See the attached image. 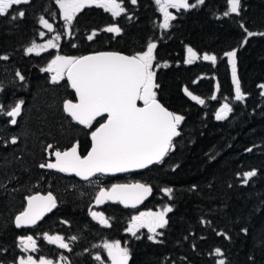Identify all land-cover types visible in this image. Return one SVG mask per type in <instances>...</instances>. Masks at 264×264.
Wrapping results in <instances>:
<instances>
[{"label":"trees","instance_id":"16d2710c","mask_svg":"<svg viewBox=\"0 0 264 264\" xmlns=\"http://www.w3.org/2000/svg\"><path fill=\"white\" fill-rule=\"evenodd\" d=\"M118 1L126 9L119 17L95 5L82 9L71 25V35L64 29L55 0H31L17 6L26 13L22 19L0 17V56L9 57L0 59V104L10 110L20 100L25 102L15 126L0 113V263L15 264L24 253L21 237L33 234L37 256L70 264H105L108 257L101 244L113 240L129 249L128 264H218L220 259L225 264H264V89L259 87L264 84V35H259L264 33V0H241L239 15L227 17L223 15L226 0H205L187 10L172 8L175 19L167 29L161 26L164 17L155 0ZM41 16L57 24L62 33L57 50L63 54L76 56L99 49L137 53L146 50L148 43L157 45L158 98L185 117L173 150L162 163L93 177L102 181L90 194L82 188L89 181L39 167L52 151H45L48 144L64 149L79 141L84 154L91 145V130L102 120L94 121L93 129L70 121L63 101L72 98L74 90L66 77L53 84L51 73L43 71L55 50L39 55L26 52L41 37ZM108 25L120 27L121 33L106 32ZM245 29L257 35L248 37ZM93 31L96 36L88 40ZM189 47L213 54L216 63L203 57L185 63ZM233 50L245 96L242 101L235 100L232 66L225 56ZM185 87L205 103L193 101L184 93ZM225 103L232 111L217 120L216 113ZM248 171L256 175L244 183L243 174ZM131 180L153 185V194L140 207L95 203L100 186ZM164 188L173 189L171 198ZM40 190L53 191L57 206L36 225L17 228L15 215L25 208L26 197ZM165 206L173 211L157 234L146 228L136 236L127 231L139 208L157 212ZM96 209L110 226L92 218ZM46 234L63 237L69 248L49 243ZM149 235L155 239L149 240ZM216 248L222 256L215 254Z\"/></svg>","mask_w":264,"mask_h":264},{"label":"snow or ice","instance_id":"6c2138e0","mask_svg":"<svg viewBox=\"0 0 264 264\" xmlns=\"http://www.w3.org/2000/svg\"><path fill=\"white\" fill-rule=\"evenodd\" d=\"M30 2L31 0H0V17L10 15L12 20L22 19L26 13L24 10H19L17 6L27 5ZM55 3L69 27V35H71V25L77 14L86 7L95 5L110 12L113 17H119L126 11L118 0H55ZM131 3L136 4L137 0H131ZM155 3L159 6V11L163 13L164 21L161 26L167 29L169 21L175 19L168 11L169 8L187 10L203 5L205 0H195V3H189V0H155ZM226 4L227 10L223 13L225 17L230 14L239 15L241 0H226ZM39 22L49 31L53 30L52 25L42 16ZM104 30L117 35L121 33V28L115 25L108 26ZM245 31L248 37L257 35L247 29ZM40 35L43 36L44 33H40ZM259 35H264V33H259ZM94 36H96V32L89 35L87 39L92 40ZM55 39L59 40L60 37L57 36ZM58 47L59 45L50 39L46 45L33 43L26 49V52L29 54L35 52L36 55H39L48 48ZM156 47L155 43H148L146 50L134 55H123L119 52H95L82 56L56 55L51 60L48 66L43 69L45 72L53 73L51 82L59 83L66 74L67 81L74 90V96L63 101V111L70 121L85 129H93L97 117L107 115L104 122L99 123L98 127L91 130V146L87 149L86 154H81L79 141L64 149L48 144L45 151L47 152L49 149L52 151L48 153L49 159L39 164L41 169L47 168L60 173L74 174L84 181H91L93 177L125 173L133 169H147L151 165L164 161L165 157L173 150V139L180 135L178 128L185 117L170 111L158 99L157 90L160 85L156 82L157 74L154 70ZM187 52L188 57L184 62L191 64L197 58V53L191 47L187 49ZM225 56L228 57L232 66L235 100L242 101L245 96L237 78L236 51L226 52ZM0 59L8 60L9 57L4 55L0 56ZM203 59L215 64L217 58L205 54ZM16 76L20 81L25 80L19 71L16 72ZM259 87L264 89V84ZM218 89L219 85H217ZM183 91L196 103L201 105L205 103L187 87ZM261 94L264 95V92ZM211 98L216 99V96L213 95ZM138 101L142 102L143 106H138ZM24 103V100H20L10 110L0 104V113L10 118L8 123L15 126ZM231 111L232 108L225 103L216 113V119H224ZM16 142V138L13 137L11 143L15 144ZM243 175L244 183H247L251 177L256 175V172L248 171ZM151 192L152 189L149 186L141 183H114L109 188L101 187L95 197V202L98 205L106 201L119 202L125 207L135 208ZM163 192L171 198L173 189L164 188ZM26 200L27 206L15 217L17 228L35 225L46 212L57 206L56 196L51 191L46 195L40 193L29 195ZM172 211L171 206H165L159 212H140L139 215L131 217L127 231L132 236H136L140 229L147 228L149 233L157 234L158 228L162 229L168 224L166 215ZM91 216L100 224L110 226L103 213L91 212ZM245 231L247 230L245 229ZM158 235H162V233ZM45 238L51 244H58L60 248H69V245L64 242V238L59 235L48 236L46 234ZM72 239L74 240L76 237H72ZM148 239L154 240L155 236L149 235ZM20 243L24 251H37L36 241L32 236L21 238ZM103 248L107 251L111 264H128L129 249L122 247L120 241L105 242ZM215 254L223 255L219 248L215 249ZM95 259L99 261L101 256L96 255ZM19 264H53V262L44 257L37 261L32 256H28L26 259L21 258ZM218 264H225V261L220 259Z\"/></svg>","mask_w":264,"mask_h":264},{"label":"rangeland","instance_id":"374dc122","mask_svg":"<svg viewBox=\"0 0 264 264\" xmlns=\"http://www.w3.org/2000/svg\"><path fill=\"white\" fill-rule=\"evenodd\" d=\"M118 2H121V1H118ZM122 6H123V4H122ZM172 8H169L168 9V11L171 13V10ZM45 19V18H44ZM51 25H52V31H49L44 25H43V29H42V31H41V33H44V35L43 36H41L40 37V39H38L37 41H35L34 43H36L37 45H46L47 44V41L48 40H53V42L54 43H56V44H60V41H61V39H62V33L58 30V26H57V24L55 23V22H53V21H50V20H48V19H46ZM164 20V19H163ZM108 26H112V25H108ZM107 26V27H108ZM107 27H105V29L107 28ZM64 29H65V31H66V33H69V27L66 25V23H65V21H64ZM94 32V31H93ZM92 32V33H93ZM57 36H59L60 37V39L59 40H56L55 38L57 37ZM31 46V45H30ZM29 46V47H30ZM59 48V47H58ZM58 48H55L54 50H55V53H54V55H53V57L51 58V60L52 59H54L55 58V56L56 55H62V56H74V55H67V54H63V53H60V52H58ZM51 49H53V48H48L47 50H45V51H48V50H51ZM44 52V51H43ZM196 53H197V58H201V57H203L205 54H207V55H210V56H214L213 54H210V53H199L198 51H195ZM51 60L49 61V63L51 62ZM48 63V64H49ZM48 64H47V66H48ZM46 66V67H47ZM45 67V68H46ZM155 68V67H154ZM155 70V69H154ZM51 75H53V73H51ZM100 180L102 181V179H101V177H100ZM99 179H92L91 181H89L85 186H82V188H84V189H86V191H88V194H90L91 192H93V189H94V186H96V185H98L99 184V181H100ZM97 191V190H96ZM163 210V208H160L157 212H159V211H162ZM96 212H100V213H103L102 211H99V209H96ZM140 212H149V210H147V209H145V208H139L135 213H134V215H139V213ZM151 212H154V210H151ZM131 222V221H130ZM143 229V228H142ZM147 229V228H146ZM157 231V230H156ZM152 234V233H151ZM114 241H117V240H113V241H107L108 243H111V242H114ZM119 241V240H118ZM105 242H103L102 244H101V248L106 252V254H107V251L103 248V244H104ZM121 243V242H120ZM121 246L122 247H125L122 243H121ZM28 256H32L33 257V259H36L37 261L41 258V257H44V258H46V259H49V260H51L52 262H53V264H70L69 262H67V261H65L64 259H60V260H54V259H51V258H49V257H46V256H43V255H39V256H37L35 253H33V252H31V251H25L21 256H20V258L19 259H21V258H27ZM108 257V256H107ZM19 259L17 260V262L15 263V264H19ZM107 260V259H106ZM105 264H111V261H110V259L108 258V261H106V263Z\"/></svg>","mask_w":264,"mask_h":264},{"label":"water","instance_id":"95a60500","mask_svg":"<svg viewBox=\"0 0 264 264\" xmlns=\"http://www.w3.org/2000/svg\"><path fill=\"white\" fill-rule=\"evenodd\" d=\"M95 52H119V53H121V54H123V55H134L135 53H128V52H125V51H122V50H116V49H99V50H92V51H88V52H84V53H82V54H80V55H78V56H82V55H91V54H94ZM65 76H66V74H65ZM66 78H67V76H66ZM70 84V83H69ZM67 99H71V98H67ZM159 99V98H158ZM160 100V99H159ZM161 101V100H160ZM75 102V101H74ZM161 103H163L162 101H161ZM164 104V103H163ZM165 105V104H164ZM138 106H143L142 105V102H139L138 101ZM170 111H173L171 108H169L167 105H165ZM174 112V111H173ZM106 115L107 114H104V120L106 119ZM98 118H100V117H97V119ZM104 120L103 121H101L100 123H102V122H104ZM99 126V124L96 126V127H98ZM94 130V129H93ZM178 131L179 132H181V130H180V126H179V128H178ZM16 138V137H15ZM176 137H174V139H175ZM17 139V138H16ZM174 139H173V142H174ZM91 146V145H90ZM90 148V147H89ZM80 150V149H79ZM81 152V151H80ZM81 154L83 155V153L81 152ZM84 154H86V152L84 153ZM52 159H54V157H52ZM47 169V168H46ZM49 170H51V169H49ZM138 170H142V169H133V170H130V171H128V172H125V173H129V172H134V171H138ZM119 174H124V173H116V174H109V175H119ZM70 175H73V176H75L74 174H70ZM79 179H81L80 177H78ZM82 180V179H81ZM114 183H120V184H135V183H141V184H145V185H147V186H149L151 189H152V192L149 194V195H147L146 197H145V199L143 200V202H141V203H139V204H137V206L136 207H138V206H140V205H142L147 199H149L150 198V196L153 194V191H154V188H153V185L152 184H150V183H147V182H145V181H143V180H132V181H116V182H114ZM114 183H112V184H114ZM111 184V185H112ZM111 185L110 186H102V187H104V188H109V187H111ZM101 188V187H100ZM99 188V189H100ZM99 189H98V191H97V193H96V195L98 194V192H99ZM49 191H47V192H43V191H36V192H34V193H32V194H30V195H34V194H36V193H40L41 195H46L47 193H48ZM52 193H53V195H55L56 196V194L53 192V191H51ZM96 195H95V197H96ZM107 202V201H106ZM96 203V202H95ZM105 203V202H104ZM104 203H102V204H99V205H103ZM123 205V204H122ZM27 206V200H26V205H25V207ZM130 207V206H129ZM24 210V209H23ZM22 210V211H23ZM21 212V211H20ZM19 212V213H20ZM50 212V211H49ZM49 212H46L45 214H44V216L40 219V220H38L37 222H36V224L38 223V222H40ZM19 213H17L16 215H15V217L17 216V215H19ZM14 221H15V219H14ZM35 224V225H36ZM30 226H34V225H30ZM30 226H22V227H30ZM21 228V227H20ZM27 236H31V235H27ZM27 236H24V237H27ZM23 238V237H22ZM36 247H37V243H36Z\"/></svg>","mask_w":264,"mask_h":264},{"label":"flooded vegetation","instance_id":"af4514ba","mask_svg":"<svg viewBox=\"0 0 264 264\" xmlns=\"http://www.w3.org/2000/svg\"><path fill=\"white\" fill-rule=\"evenodd\" d=\"M104 118H105V117H103L102 120H100V122L103 121ZM100 122H99V123H100ZM99 123H98V124H99ZM98 124H97V125H98ZM16 140H17V139H16ZM47 156H48V155H47ZM47 159H49V156L47 157ZM33 193H34V192H33ZM31 194H32V193H31ZM29 195H30V194H29ZM29 195H28V196H29ZM33 237H34V240L37 242V238H36L35 236H33ZM37 248H38V247H37ZM29 251H31V250H29ZM24 252H25V251H24ZM31 252H33V251H31ZM33 253H36V251L33 252ZM51 259H52V258H51Z\"/></svg>","mask_w":264,"mask_h":264},{"label":"bare ground","instance_id":"6f19581e","mask_svg":"<svg viewBox=\"0 0 264 264\" xmlns=\"http://www.w3.org/2000/svg\"><path fill=\"white\" fill-rule=\"evenodd\" d=\"M20 260V259H19Z\"/></svg>","mask_w":264,"mask_h":264}]
</instances>
